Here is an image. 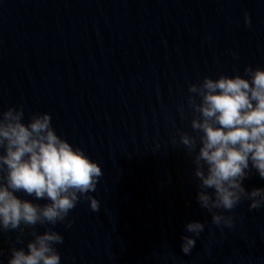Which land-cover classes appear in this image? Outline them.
I'll use <instances>...</instances> for the list:
<instances>
[{
  "label": "clouds",
  "instance_id": "1",
  "mask_svg": "<svg viewBox=\"0 0 264 264\" xmlns=\"http://www.w3.org/2000/svg\"><path fill=\"white\" fill-rule=\"evenodd\" d=\"M248 20L245 12V24ZM242 72L205 75L189 84L192 133L179 132L194 165L196 200L217 227H231L233 217L226 213L242 199L249 209L264 207V187L246 189L242 183L253 170L264 178V67L245 65ZM24 115L22 105L0 111V232L15 230L16 244L25 229L32 237L9 246L7 264H60L56 245L63 235L47 226L70 228L73 220L66 218L81 200L99 208L92 193L102 168L83 147L57 133L49 112L30 113L27 120ZM37 224L46 227L39 232ZM204 228L199 220L185 223L183 253H191Z\"/></svg>",
  "mask_w": 264,
  "mask_h": 264
}]
</instances>
